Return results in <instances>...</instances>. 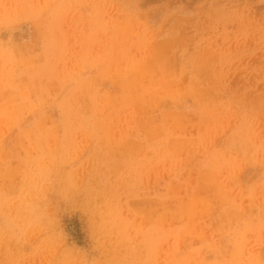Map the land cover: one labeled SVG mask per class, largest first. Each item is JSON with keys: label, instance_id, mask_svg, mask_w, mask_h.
I'll return each instance as SVG.
<instances>
[{"label": "rangeland", "instance_id": "374dc122", "mask_svg": "<svg viewBox=\"0 0 264 264\" xmlns=\"http://www.w3.org/2000/svg\"><path fill=\"white\" fill-rule=\"evenodd\" d=\"M0 264H264V0H0Z\"/></svg>", "mask_w": 264, "mask_h": 264}, {"label": "bare ground", "instance_id": "6f19581e", "mask_svg": "<svg viewBox=\"0 0 264 264\" xmlns=\"http://www.w3.org/2000/svg\"><path fill=\"white\" fill-rule=\"evenodd\" d=\"M173 45V44H172ZM12 55V54H11ZM259 99V98H258ZM213 175V174H212ZM203 191H204V189H203Z\"/></svg>", "mask_w": 264, "mask_h": 264}]
</instances>
